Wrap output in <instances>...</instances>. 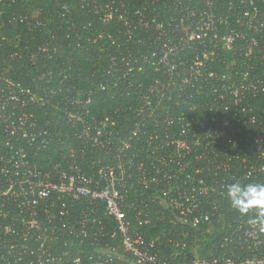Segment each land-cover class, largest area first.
<instances>
[{"label": "built area", "instance_id": "obj_1", "mask_svg": "<svg viewBox=\"0 0 264 264\" xmlns=\"http://www.w3.org/2000/svg\"><path fill=\"white\" fill-rule=\"evenodd\" d=\"M216 1L83 0L81 8L102 24L115 21L123 29L107 36L120 51L108 57L97 89L120 82L132 94L129 128L119 116L94 117L92 91L81 96L77 87L62 85L67 94L54 101L56 88H22L0 70V264H165L158 239L146 240L139 227L168 220L196 229L213 216L203 204L215 210L228 200L216 187L234 181L214 178L220 171L234 179L240 167L233 163L238 153L221 150L224 141L234 147L240 136L262 156L264 132L244 135L242 129L255 124L252 101L264 92V6L239 0L237 10L224 16L214 12ZM68 14L62 7L60 18ZM48 40L30 56L38 81L44 66L38 69L36 62L53 60L57 49ZM147 71L154 76L148 79ZM45 107L61 113L76 146L68 159L47 168L34 159L56 135L57 127L37 115ZM198 107L201 119L192 113ZM78 159L87 161L81 166ZM242 169L246 180L264 171ZM241 223L229 224L225 243L264 250V234L248 220ZM240 264H264V255Z\"/></svg>", "mask_w": 264, "mask_h": 264}, {"label": "trees", "instance_id": "obj_2", "mask_svg": "<svg viewBox=\"0 0 264 264\" xmlns=\"http://www.w3.org/2000/svg\"><path fill=\"white\" fill-rule=\"evenodd\" d=\"M91 2L93 0H85ZM109 2L112 0H97ZM264 6V0H257ZM83 0H19L0 2V70L5 71L4 76L12 83L19 84L22 88L38 89L40 87L52 86L57 93L54 101H59L66 89L61 87L74 86L81 96L92 91L91 112L96 118L104 116H119L126 127L127 120L133 122V117L127 107L133 102L132 94L124 91V86L118 82L119 87L109 85L105 91L97 89L99 76L106 67L108 57L116 54L117 44L107 36H114L123 33V29L112 21L102 24L93 13L82 9ZM239 0H217L214 12L218 15H231L237 10ZM67 7L70 14L65 18H60L61 8ZM24 16L26 20L21 24L9 23L12 17ZM43 21V27H34L31 23ZM120 31V32H119ZM119 32V33H118ZM97 33H102L105 37L98 39ZM47 39L50 42H57L56 52L53 60L42 61L36 65L44 66L42 70L43 80L38 81L37 68L31 63L30 56H36V49ZM39 56H37L38 58ZM41 71V70H40ZM51 73V79L46 76ZM148 79L154 76L151 71H147ZM47 82V83H46ZM1 84V83H0ZM40 96L43 93L37 92ZM252 113L256 117L253 125L245 126L243 134H252L254 130L264 132V92L259 98L252 101ZM202 108L198 107L192 111L198 119H201ZM40 119L55 125L52 131L56 132L54 140L47 148L36 150L35 160L43 167L47 168L50 163L56 160H66L70 156V151L75 149V142L71 138L70 126L63 123L61 113L52 108H42L37 112ZM130 122V123H131ZM203 122L205 120L203 119ZM74 143V145H73ZM221 150H226L229 156L238 153L237 159H233L235 166L240 167V171L231 179L229 175L217 172L214 180L221 182L224 180H240L244 184L256 183L264 184V171L258 172L256 177L248 180L242 177L245 170L243 166H255L258 169L264 167V133L261 146L262 156H257V145L252 142L244 143L240 136L237 137L236 145L232 147L227 141L223 143ZM82 166L87 159H78ZM244 161V162H243ZM206 162H202V167ZM206 173L203 174L205 177ZM218 192L224 191L220 186L216 187ZM157 210H162L166 218H171L168 210L156 205ZM203 211L212 213L209 222L200 225L196 229L187 228L179 224H170L168 220L152 221L149 225L140 226L146 240H156L155 248L161 262L165 264H192L194 260L212 261L214 259L233 258L236 264H240L245 259L254 256L264 255L263 249L246 250L245 248L233 249L232 245L225 243V239L230 232L229 224L234 220L243 224L250 217L241 215L230 207L229 201H220L213 206L202 205Z\"/></svg>", "mask_w": 264, "mask_h": 264}, {"label": "clouds", "instance_id": "obj_3", "mask_svg": "<svg viewBox=\"0 0 264 264\" xmlns=\"http://www.w3.org/2000/svg\"><path fill=\"white\" fill-rule=\"evenodd\" d=\"M226 197L230 207L241 215L253 216L248 219V224L264 234V184H244L240 180L226 186Z\"/></svg>", "mask_w": 264, "mask_h": 264}]
</instances>
